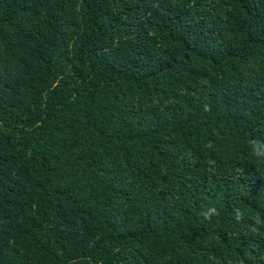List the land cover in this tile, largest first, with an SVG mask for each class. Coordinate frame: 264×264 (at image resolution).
I'll list each match as a JSON object with an SVG mask.
<instances>
[{"label": "trees", "instance_id": "trees-1", "mask_svg": "<svg viewBox=\"0 0 264 264\" xmlns=\"http://www.w3.org/2000/svg\"><path fill=\"white\" fill-rule=\"evenodd\" d=\"M257 152L264 0H0V264H264Z\"/></svg>", "mask_w": 264, "mask_h": 264}, {"label": "clouds", "instance_id": "clouds-1", "mask_svg": "<svg viewBox=\"0 0 264 264\" xmlns=\"http://www.w3.org/2000/svg\"><path fill=\"white\" fill-rule=\"evenodd\" d=\"M256 155L259 157V156L264 155V153H259V152H257ZM211 214H217L215 208L209 209L208 212L203 213V215L205 216V219H210V215H211ZM255 223H256L257 225H260V224H264V221H261L260 217L257 216V217L255 218Z\"/></svg>", "mask_w": 264, "mask_h": 264}]
</instances>
